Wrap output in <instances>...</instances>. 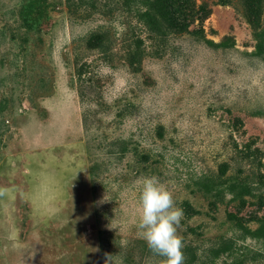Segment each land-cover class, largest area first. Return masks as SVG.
Listing matches in <instances>:
<instances>
[{
	"label": "rangeland",
	"instance_id": "374dc122",
	"mask_svg": "<svg viewBox=\"0 0 264 264\" xmlns=\"http://www.w3.org/2000/svg\"><path fill=\"white\" fill-rule=\"evenodd\" d=\"M194 2L209 10L202 34L171 36L156 55L122 0H0V264H105L90 167L121 119L139 150L169 145L179 161L111 167L99 188L104 200L119 187L101 224L109 264H160L138 228L145 176L183 210L184 264H264V0ZM99 30L104 49L86 42ZM158 123L164 137L146 135ZM222 164L249 186L244 206L193 184Z\"/></svg>",
	"mask_w": 264,
	"mask_h": 264
},
{
	"label": "trees",
	"instance_id": "16d2710c",
	"mask_svg": "<svg viewBox=\"0 0 264 264\" xmlns=\"http://www.w3.org/2000/svg\"><path fill=\"white\" fill-rule=\"evenodd\" d=\"M124 4H128V7L122 10L127 11L128 15H134L144 23L146 31L148 33L149 39L153 42L155 46L156 55H160L162 50L165 49L166 43L170 40L171 36L181 35L183 33L189 34H202L204 30L203 22L209 15V10L203 4L196 6L194 0H122ZM160 2V4H158ZM165 7V10H163ZM43 14V13H42ZM40 16L42 21L44 17ZM169 15V16H168ZM175 17L176 19H170ZM253 28L256 29V23L253 19H249ZM191 26H194L193 28ZM110 38L108 33L103 30L91 32L86 38V42L90 46H100L105 48L106 40ZM136 48L132 51V56L135 59L134 64H136V70L140 68L143 62L144 53L141 51V45L143 44V39L137 37L135 39ZM132 114V110H128ZM124 114V113H123ZM149 119V118H148ZM125 122L123 119L118 121L115 125L116 129H119V134H117L114 129V133L117 135L114 137H108L105 135V141L103 145L105 146V159L100 162L95 159L92 161L90 171L92 174V193L95 204L96 219L99 222V240L101 242V255L103 261L106 264V260L109 257L110 261V244H102L109 235L106 234L104 228L101 227L104 217L109 212L111 208H114L109 201L118 202L119 198V187L114 189V196L111 198H106L107 200H101L99 196V188H110V181L108 180L110 169L123 161L130 162L129 164L133 167L131 160L132 156H135V161L140 163L146 169L149 165L154 171H161L162 166H168V160L174 158L172 163L176 165L179 161L178 157L174 152V147L167 146V149H159L154 151L152 147H147L145 150H139L140 143L134 141L130 134L124 133V128L122 129L121 124ZM148 133L146 135L154 137L157 135L159 138L164 137V127L161 124L151 125L148 128ZM148 138V137H144ZM102 145V146H103ZM132 157V158H131ZM103 163V165L101 164ZM159 166V167H157ZM226 164L220 166L217 175L202 174L197 175L193 178V184L197 186L200 190L206 191L210 194L215 195V197L223 196L227 192L231 193L232 200H238L241 206H244L247 200L244 199L243 195L250 193V188L239 178L231 175L226 177ZM159 168V169H158ZM169 168V167H168ZM153 171V175H155ZM139 173V171H136ZM225 176V177H224ZM102 197V196H101ZM260 200V201H259ZM258 200V206L260 208L264 207V197L260 196ZM111 204V205H109ZM184 209L187 213L193 212V206L190 202H184ZM117 209V206H116ZM259 226L258 231L264 234V212L260 217H257ZM112 236V235H111ZM108 239V238H107ZM148 248V247H147Z\"/></svg>",
	"mask_w": 264,
	"mask_h": 264
},
{
	"label": "clouds",
	"instance_id": "9594fccd",
	"mask_svg": "<svg viewBox=\"0 0 264 264\" xmlns=\"http://www.w3.org/2000/svg\"><path fill=\"white\" fill-rule=\"evenodd\" d=\"M136 183L140 188L138 228L148 248L162 258L160 264H184L183 238L178 234L183 210L173 193L156 176L142 177Z\"/></svg>",
	"mask_w": 264,
	"mask_h": 264
}]
</instances>
